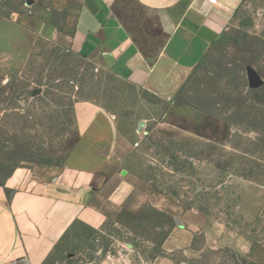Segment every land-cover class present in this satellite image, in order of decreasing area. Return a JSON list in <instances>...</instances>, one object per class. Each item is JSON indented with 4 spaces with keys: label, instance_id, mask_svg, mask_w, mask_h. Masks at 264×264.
<instances>
[{
    "label": "rangeland",
    "instance_id": "rangeland-1",
    "mask_svg": "<svg viewBox=\"0 0 264 264\" xmlns=\"http://www.w3.org/2000/svg\"><path fill=\"white\" fill-rule=\"evenodd\" d=\"M48 8L1 0L0 16ZM238 16L252 25L236 21L167 100L46 38L0 71V184L61 166L84 140L105 157L128 145L122 177L150 198L98 229L74 224L46 264H153L173 234L192 237V255L170 254L176 262L264 264V0ZM207 233L237 250L209 249Z\"/></svg>",
    "mask_w": 264,
    "mask_h": 264
},
{
    "label": "crops",
    "instance_id": "crops-1",
    "mask_svg": "<svg viewBox=\"0 0 264 264\" xmlns=\"http://www.w3.org/2000/svg\"><path fill=\"white\" fill-rule=\"evenodd\" d=\"M48 2V13L0 16V71L22 65L36 41L46 38L167 100L210 46L241 21L238 12L246 0ZM96 146L80 141L61 166L18 169L0 184V264H46L74 224L98 229L122 210L137 211L149 201L145 186L133 187L122 177L128 145L110 149L109 157L94 150ZM191 242L190 235H171L162 246L168 257L153 264H186L170 254L190 255ZM237 243L242 248V242ZM206 244L209 249L237 250L211 233Z\"/></svg>",
    "mask_w": 264,
    "mask_h": 264
},
{
    "label": "water",
    "instance_id": "water-1",
    "mask_svg": "<svg viewBox=\"0 0 264 264\" xmlns=\"http://www.w3.org/2000/svg\"><path fill=\"white\" fill-rule=\"evenodd\" d=\"M240 23L242 25H247V26H251L252 25V22L250 20H248V19H242L240 21ZM125 174H126V172L125 171H122V175L124 176Z\"/></svg>",
    "mask_w": 264,
    "mask_h": 264
},
{
    "label": "built area",
    "instance_id": "built-area-1",
    "mask_svg": "<svg viewBox=\"0 0 264 264\" xmlns=\"http://www.w3.org/2000/svg\"><path fill=\"white\" fill-rule=\"evenodd\" d=\"M206 2H208L209 4H216V0H205Z\"/></svg>",
    "mask_w": 264,
    "mask_h": 264
}]
</instances>
